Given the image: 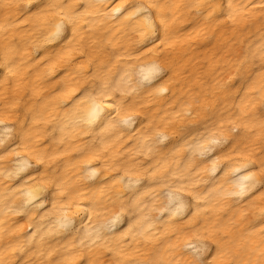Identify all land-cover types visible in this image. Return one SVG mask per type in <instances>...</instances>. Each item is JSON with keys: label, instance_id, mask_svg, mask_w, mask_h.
Wrapping results in <instances>:
<instances>
[{"label": "clouds", "instance_id": "obj_1", "mask_svg": "<svg viewBox=\"0 0 264 264\" xmlns=\"http://www.w3.org/2000/svg\"><path fill=\"white\" fill-rule=\"evenodd\" d=\"M184 19L210 30L198 76L163 47ZM246 102L264 107V0H0V264H264Z\"/></svg>", "mask_w": 264, "mask_h": 264}, {"label": "bare ground", "instance_id": "obj_2", "mask_svg": "<svg viewBox=\"0 0 264 264\" xmlns=\"http://www.w3.org/2000/svg\"><path fill=\"white\" fill-rule=\"evenodd\" d=\"M189 24L190 21L187 19L180 20L176 25L177 35L169 40L163 47L165 49L171 50L172 59L179 61L181 67L187 68L189 71L198 76L199 72L197 64L200 62V60H194L192 56L189 55V53H191L194 49H199L198 56L206 57L209 62V67H212L214 66V63L212 61L214 49L203 47V45L207 41L208 35L210 34V30H207L203 27H197L193 29L188 27ZM180 29H183V31H179ZM211 31H214V29H212ZM28 35L30 34L10 32L9 39H26ZM73 54V50L66 51L61 58L54 59L48 65H46V70L49 73L61 72L63 63L67 59L71 58ZM217 59H219V57H217ZM27 70L28 69H26V71ZM58 83V79H53L45 88H37L35 94L39 96L43 92L57 87ZM69 91H71V89H69ZM174 103L175 102L173 101V104ZM169 107H172V105H169ZM244 111H255L259 115L264 116V107H260L258 105H249L247 102L245 103V108L242 109V113ZM176 116V112H173L171 114L164 112L161 113L160 120H162L165 125L173 124L176 127H179L180 125L176 122ZM166 117L168 118L166 119ZM242 123L244 125V127L242 128V134L248 137V152L244 153V155H252L254 152H258L260 150L261 145H264V136H262L258 131L255 121H243ZM23 228L24 225L21 221L20 224L17 225L16 230L21 231ZM133 256V253H129L124 257V259H131L133 258ZM67 259L68 264H79L78 256H70Z\"/></svg>", "mask_w": 264, "mask_h": 264}]
</instances>
